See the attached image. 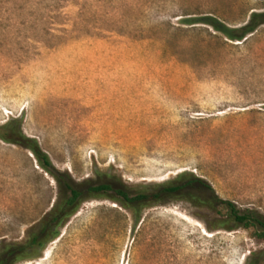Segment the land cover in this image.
I'll return each mask as SVG.
<instances>
[{
  "label": "rangeland",
  "instance_id": "374dc122",
  "mask_svg": "<svg viewBox=\"0 0 264 264\" xmlns=\"http://www.w3.org/2000/svg\"><path fill=\"white\" fill-rule=\"evenodd\" d=\"M252 13L264 0H0V126L21 118L76 184L148 195L187 172L264 217V25L245 43L206 25ZM57 199L30 152L0 141V245L24 242ZM140 215L135 228L90 198L16 264H264L263 241L213 230L219 217L186 200Z\"/></svg>",
  "mask_w": 264,
  "mask_h": 264
},
{
  "label": "trees",
  "instance_id": "16d2710c",
  "mask_svg": "<svg viewBox=\"0 0 264 264\" xmlns=\"http://www.w3.org/2000/svg\"><path fill=\"white\" fill-rule=\"evenodd\" d=\"M206 25L231 42H243L254 34L257 27L264 25V14L252 13L248 22L241 28H231L217 20L210 19ZM184 25L201 24L199 20L184 19ZM205 24V23H204ZM243 43V44H244ZM0 141L18 146L30 152L37 166L49 174L58 186V199L50 212L42 219L38 228L28 233L22 243H4L0 245V264H16L40 257L48 243L58 238L60 229L78 211L79 207L90 198L107 197L119 204L134 216L135 228L141 221L144 208L165 205L169 200H186L194 206L213 211L219 218L215 231L228 229L234 224L237 228L250 232L252 237L264 242V217L251 210L241 211L233 203L221 200L212 187L202 178L183 172L173 182L158 186L153 194L130 196L126 189L113 182L91 185L76 184L68 173L55 169L50 158L40 148L35 139L27 137L22 130V119H9L0 126Z\"/></svg>",
  "mask_w": 264,
  "mask_h": 264
}]
</instances>
